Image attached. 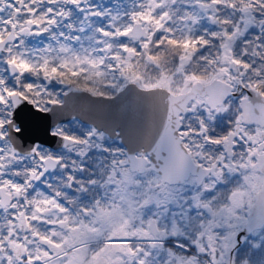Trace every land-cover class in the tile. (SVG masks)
Instances as JSON below:
<instances>
[{
    "label": "snow or ice",
    "instance_id": "6c2138e0",
    "mask_svg": "<svg viewBox=\"0 0 264 264\" xmlns=\"http://www.w3.org/2000/svg\"><path fill=\"white\" fill-rule=\"evenodd\" d=\"M0 264H264V0H0Z\"/></svg>",
    "mask_w": 264,
    "mask_h": 264
},
{
    "label": "water",
    "instance_id": "95a60500",
    "mask_svg": "<svg viewBox=\"0 0 264 264\" xmlns=\"http://www.w3.org/2000/svg\"><path fill=\"white\" fill-rule=\"evenodd\" d=\"M21 117L25 122V136L29 144L34 139L47 141L52 145L54 138L47 136L44 128L50 127L57 121H66L71 118H78L85 123H100L102 121H111L119 119V113L116 107L109 102L98 101L87 94L71 95L65 109L48 120H37L31 111V106H27L21 113Z\"/></svg>",
    "mask_w": 264,
    "mask_h": 264
},
{
    "label": "flooded vegetation",
    "instance_id": "af4514ba",
    "mask_svg": "<svg viewBox=\"0 0 264 264\" xmlns=\"http://www.w3.org/2000/svg\"><path fill=\"white\" fill-rule=\"evenodd\" d=\"M103 2L108 3V2H110V0H103ZM66 121H72V125H71L72 127H76L78 123L88 124V123L82 122V121L79 120L78 118H75V119L71 118V119L66 120ZM58 122H60V121H57L56 123H58ZM20 143L23 144V143H24V140L21 139ZM28 143H29V142H28ZM48 144H49V143H48ZM49 146H52V145L49 144Z\"/></svg>",
    "mask_w": 264,
    "mask_h": 264
}]
</instances>
